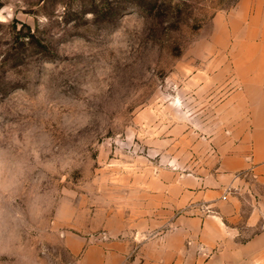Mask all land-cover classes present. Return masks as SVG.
<instances>
[{
    "label": "rangeland",
    "instance_id": "1",
    "mask_svg": "<svg viewBox=\"0 0 264 264\" xmlns=\"http://www.w3.org/2000/svg\"><path fill=\"white\" fill-rule=\"evenodd\" d=\"M238 1L0 0V264H145L153 180L241 135Z\"/></svg>",
    "mask_w": 264,
    "mask_h": 264
},
{
    "label": "crops",
    "instance_id": "2",
    "mask_svg": "<svg viewBox=\"0 0 264 264\" xmlns=\"http://www.w3.org/2000/svg\"><path fill=\"white\" fill-rule=\"evenodd\" d=\"M228 20L221 51L242 87L241 135L218 145L214 167L153 180L152 217L139 222L145 264H264V0H239Z\"/></svg>",
    "mask_w": 264,
    "mask_h": 264
},
{
    "label": "clouds",
    "instance_id": "3",
    "mask_svg": "<svg viewBox=\"0 0 264 264\" xmlns=\"http://www.w3.org/2000/svg\"><path fill=\"white\" fill-rule=\"evenodd\" d=\"M25 164L19 158H14L6 153H0V187L7 186L11 188L14 186L19 177V173L24 170ZM5 249L0 247V253Z\"/></svg>",
    "mask_w": 264,
    "mask_h": 264
},
{
    "label": "built area",
    "instance_id": "4",
    "mask_svg": "<svg viewBox=\"0 0 264 264\" xmlns=\"http://www.w3.org/2000/svg\"><path fill=\"white\" fill-rule=\"evenodd\" d=\"M225 199V198H224Z\"/></svg>",
    "mask_w": 264,
    "mask_h": 264
}]
</instances>
